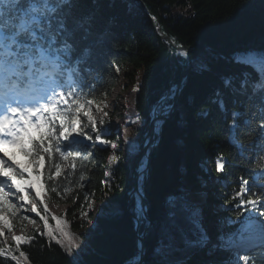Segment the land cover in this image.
Instances as JSON below:
<instances>
[{"label":"trees","instance_id":"obj_1","mask_svg":"<svg viewBox=\"0 0 264 264\" xmlns=\"http://www.w3.org/2000/svg\"><path fill=\"white\" fill-rule=\"evenodd\" d=\"M143 1L156 25L176 44L190 45L193 58L182 83L176 115L165 121L161 135L156 134L149 167L140 181L152 219L144 264H227L228 251L219 245L190 246L185 240H196L201 230L208 234L205 206L213 199L209 184L214 176L220 180L223 198L232 204L239 200L233 199V194L241 187L240 176L250 181L246 199L252 195L253 176L264 170V152L252 147L264 115L249 101L258 72L233 59L237 52L264 50V0ZM72 11L83 25L72 41L71 57L78 55L83 60L80 73L75 75L76 86L84 97L100 103L116 84L115 65L126 67L125 74L131 80L124 89L132 86L125 91V112L130 117L121 130H115L110 119L97 123V127L107 129L109 134L103 138L112 142L120 135L134 137L137 148H128L125 158L119 147L80 144V155L72 160L76 168L62 167V176L55 185H45L46 189L57 188L56 192H47L48 203L68 205L65 213L71 228L80 233V248L68 253L55 240L40 235L47 229L37 232L33 228L26 235L34 239L22 244L20 251L28 257L26 264L136 263L140 251L130 213L136 202L134 196L128 200L135 184L134 164L141 155L155 108L160 104L158 109L163 112L172 105L174 88L169 89L178 82L190 59L158 35L155 24L137 2L74 0ZM198 65L206 68L201 70ZM225 79H231V84L226 86ZM245 79L247 84L242 86ZM234 112L242 113L241 122L250 121V127L237 129L243 149L229 144ZM82 120L87 124L85 117ZM85 131L95 137L90 127ZM112 155L119 159L112 162ZM221 158L224 171L218 172L217 161ZM259 183H264V178ZM254 191L261 192L258 187ZM170 196L180 198L175 206L169 204ZM91 198L98 200L99 206L95 216L89 213L94 220L89 225L78 215L85 212ZM232 209L224 214L236 219L237 212ZM194 212L198 214L193 216ZM20 219L18 214L14 222ZM140 222V232L144 233L148 222L144 216ZM238 224L229 227L227 223L226 228L235 229ZM161 241L166 247L157 253ZM9 246L15 248V242L6 246L0 243V247ZM248 255L252 257L249 264H264V249ZM0 264L16 262L5 256L0 257Z\"/></svg>","mask_w":264,"mask_h":264},{"label":"snow or ice","instance_id":"obj_2","mask_svg":"<svg viewBox=\"0 0 264 264\" xmlns=\"http://www.w3.org/2000/svg\"><path fill=\"white\" fill-rule=\"evenodd\" d=\"M73 4L74 0H0V237L6 242L7 232L15 242V248L0 247V257L10 256L16 264H26L28 257L20 248L22 244H30L34 237L15 235L12 220L29 203L31 208L26 210L35 213L47 229L40 232L37 227L35 230L40 235H47L49 241L55 240L68 253L80 248V243L61 226L59 218L53 217L57 221L56 229L49 225L44 195L49 191L56 192L57 188L45 189V185L48 182L55 185L62 176V167L76 168L72 160L80 155L79 145L93 140V135L85 131L86 127L91 128L100 144L110 145L112 149L118 147L103 138L109 134L108 130L97 127L92 106L95 104L103 117L108 113L95 100L84 97L74 81L65 84L66 79H72L74 71L79 72L80 63L79 60L76 62L75 69L68 67L74 51L72 41L78 28L83 26L73 16ZM233 59L259 73L260 79L252 85L249 101L264 115V50L237 52ZM198 68L203 70L206 66L198 65ZM224 83L230 85L231 79H225ZM246 84L245 79L242 86ZM220 105L223 108L222 100ZM241 116L242 113L234 112L229 128V144L238 149L244 146L239 143L237 129L250 127V121H240ZM82 117L86 118L87 124ZM103 117L100 124L104 123ZM252 147L264 152V120ZM18 155L26 157L27 163L19 162ZM57 159L60 162H55ZM118 159L116 155L110 157L112 162ZM66 161L69 165L64 164ZM224 166L223 159H218L217 171L223 172ZM262 178L264 170L253 176V191L248 199L244 198L250 191L247 179H241L239 191L233 194V199L238 198L239 203L232 209L237 212L236 219L229 218L228 226L241 223L242 227L218 238L222 250L234 253L231 264H249L252 257L248 253L264 249V183H259ZM36 182H40L39 188ZM257 187L261 192L254 191ZM42 189H45L43 193ZM177 199L180 198L170 196L169 204L175 206ZM39 205H43L42 210ZM137 207L138 210L142 208L139 202ZM197 214L194 212L193 216ZM22 219L33 225L37 223L27 215ZM195 223L199 227L198 222ZM208 240L201 230L196 240L186 239L185 243L203 247ZM138 247L142 251V244ZM163 247L166 246L161 241L156 252L161 253ZM17 251L19 255L14 254Z\"/></svg>","mask_w":264,"mask_h":264},{"label":"rangeland","instance_id":"obj_3","mask_svg":"<svg viewBox=\"0 0 264 264\" xmlns=\"http://www.w3.org/2000/svg\"><path fill=\"white\" fill-rule=\"evenodd\" d=\"M118 69V70H117ZM116 71V76H117V81L119 82V89L117 90V92L115 93V96H114V99L111 100V102H109L108 100L106 101H103L101 103H99L100 107L103 108V111L104 112H107L108 113V116L107 117H103V112H97L96 110V106L95 104L92 106V112L93 114L96 116L97 118V123H99V120L101 117H103L104 120L106 119H110L113 114H121V118L119 119L121 122V124H118L117 126H119V130L121 129V125L122 124H125V116H126V112H125V93L127 92V90H129L131 88V86H129L128 89H124V84L125 83H129V78L127 77V75L125 74V71H127L126 67L125 69L123 67H116L115 69ZM116 86V84H115ZM114 86V87H115ZM114 89V88H113ZM126 91V92H125ZM113 92V91H112ZM114 94V92H113ZM110 96V95H109ZM98 104V103H96ZM128 117H130V114H127ZM133 117L129 118V119H132ZM113 121V120H112ZM111 121L112 123V126L115 128L116 127V122L117 120H115V123L113 124V122ZM100 124V123H99ZM121 135L118 137L120 138ZM126 138V137H125ZM127 140H128V148L129 150H134L137 148V144L134 140V137H127ZM89 143L92 145V141H89ZM122 146L124 147L125 149V145L122 143ZM123 152V155L124 157L126 158L127 157V153H126V150L122 151ZM17 159L19 162H22V163H27V158L24 157L23 155H18L17 156ZM142 162V160H141ZM127 167L129 168V166L127 165ZM216 179H217V176H214L213 180L210 182V187L211 186H214L216 183ZM242 179V176H240V180ZM244 179V178H243ZM218 180V179H217ZM210 187H209V190H210ZM43 193V192H42ZM221 193V192H220ZM219 192H216V194H220ZM46 196V194L44 195ZM98 206H99V201L98 200H93L91 198L90 200V203L88 205V208L85 212L83 213H80L78 215V219H83V220H87L88 224H92L94 222V220L92 218L89 217V211L92 209V215L95 216L97 214V211H98ZM40 209L42 210L43 208V205H40L39 206ZM31 208V204L29 203L27 206H26V209H30ZM68 208V205L65 204V203H58V202H51L48 204V213L46 215V218L48 219L49 221V225L52 227V226H55L57 227V221L56 219H53V217H56V218H59L60 222H61V226H63L66 231H68L70 233V235L75 238L77 241L80 240L81 242H83L82 238L80 237V233L78 232H74L72 231L71 229V226L69 224V221L67 220V216H66V209ZM25 208H22L19 210V212L17 213L21 215V219L17 222H14V220H12V223H13V232L15 235H26L29 231H31L33 228H44V224H43V221L39 219L38 216H36L35 213L31 212L30 210H26ZM65 213V214H64ZM209 213H210V210H208V208L206 207L205 209V214L207 216V220L209 222H206V229L208 231V234L209 236L212 234V232L214 231V229H219L223 234H226L227 233V230H226V226H225V223L223 222V220H221V222L218 224V225H214V221L216 219H212L210 220V216H209ZM27 215L29 217V219H34L36 220V225H33L31 223H29L28 220H24L22 219L23 216ZM11 219V218H10ZM49 219H52L53 223L50 222ZM211 221L213 223H211ZM223 222V223H222ZM5 236H6V242H5V239L3 237H0V243H4V245H6L7 243L13 241L12 239V235L9 234V233H5ZM219 241V239H218ZM207 245L212 248L214 246H216L215 243H207ZM76 250V249H74ZM73 250V252H75ZM235 257H229L228 260H227V264H231V261L234 259Z\"/></svg>","mask_w":264,"mask_h":264},{"label":"water","instance_id":"obj_4","mask_svg":"<svg viewBox=\"0 0 264 264\" xmlns=\"http://www.w3.org/2000/svg\"><path fill=\"white\" fill-rule=\"evenodd\" d=\"M132 1L139 3L141 5V7L146 11V13L150 17L151 21L155 24V28H156V31H157L159 36L162 39H165V40L169 41V43L173 47H175V49L178 52L187 54L189 59H190L189 65L184 69V71L180 75L179 80L176 83V85L173 86L175 88V91H174L175 100H174L173 104L171 105V107L168 108L167 110H164L162 113H160L158 111V109H157L159 105L156 107L155 114H154V116H153V118L151 119V122H150L149 130H148V132H147V134H146V136H145V138H144V140L142 142L141 155L137 159L136 163L134 164V169H133V175L132 176L134 178V183L135 184H134V187L132 188V190L130 191V193L128 194V200L130 201L132 199L133 194H137L138 195V197L140 199L139 203L142 206L143 216L146 218L148 223H147V227H146L144 233H141L140 232V224H141V222L139 221L138 217L136 216L134 210L130 209L131 216L134 219V229H135L136 237H137V240H138V244L139 245L142 244L143 249L141 251V249L139 248V251H140L139 257H140V259L138 260V262H136V263H125V264H144L146 262V254H147V250H148L147 242H146V235L148 233L149 227L152 224V219H151V216L149 214L148 208H147L146 203H145V193L141 189V186H140V176L144 172L143 171H139L137 165L142 160L144 153L148 149L149 151H148V154H147V157H146L144 170H146L149 167L150 158H151V152H152L153 147L157 143V141H154V137H155V120L156 119H160L161 120V126H160L159 131H158V135H161L162 127H163V124L165 123V121L174 118L175 115H176V112H177L178 106H179V102H180L181 86H182L183 80L185 79V77L187 76L188 72L191 69V66L193 64V58H192V55H191L190 45H178V44H176L168 33L163 31L159 26L156 25V21H155L154 17L147 11L146 4H145V2L143 0H132ZM171 88L169 89V91H171Z\"/></svg>","mask_w":264,"mask_h":264},{"label":"bare ground","instance_id":"obj_5","mask_svg":"<svg viewBox=\"0 0 264 264\" xmlns=\"http://www.w3.org/2000/svg\"><path fill=\"white\" fill-rule=\"evenodd\" d=\"M119 82L117 81V83H116V86L114 87V89H113V92H114V94H113V92L110 94V96H108L107 98H106V101L108 100H110L109 102H111V100L112 99H114V96H115V93L117 92V90L119 89ZM158 121L160 122V123H158ZM160 126H161V120L160 119H156L155 120V134L159 131V128H160ZM148 149L146 150V152L144 153V155H143V158H142V164H141V166H140V168H139V171H145L144 170V165H145V161H146V157H147V154H148ZM143 177V173H142V175L140 176V179ZM36 186L39 188V186H40V183H36ZM133 196L135 197V202H136V205H135V209H134V212H135V214H136V216L138 217V219H139V221H141V217H142V214H143V211H142V208H141V210H138V207H137V205H138V202H140V199H139V197H138V195L137 194H133ZM140 204V203H139Z\"/></svg>","mask_w":264,"mask_h":264}]
</instances>
